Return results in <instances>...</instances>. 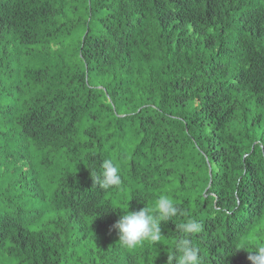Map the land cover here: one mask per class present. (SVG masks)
Instances as JSON below:
<instances>
[{
  "label": "trees",
  "instance_id": "16d2710c",
  "mask_svg": "<svg viewBox=\"0 0 264 264\" xmlns=\"http://www.w3.org/2000/svg\"><path fill=\"white\" fill-rule=\"evenodd\" d=\"M160 195L122 247L109 208ZM189 218L203 264L264 244V0H0V264H167Z\"/></svg>",
  "mask_w": 264,
  "mask_h": 264
},
{
  "label": "clouds",
  "instance_id": "9594fccd",
  "mask_svg": "<svg viewBox=\"0 0 264 264\" xmlns=\"http://www.w3.org/2000/svg\"><path fill=\"white\" fill-rule=\"evenodd\" d=\"M101 169L98 176L92 175L93 185L108 190L122 184L120 169L113 160L104 159ZM129 207L128 203L127 210H122L120 206L109 208L120 210L119 218L111 228L117 231L118 241L125 248H134L144 241L158 242L161 239L162 222L181 214L179 206L166 195L158 197L154 208L146 204L140 210L133 211L129 210ZM176 227L180 233V238L175 242V252L178 255L168 256L167 264H203L200 250L190 238L201 231L202 224L195 218H189ZM238 249L248 250V259L252 264H264V244L257 243L253 250H249L247 246Z\"/></svg>",
  "mask_w": 264,
  "mask_h": 264
},
{
  "label": "rangeland",
  "instance_id": "374dc122",
  "mask_svg": "<svg viewBox=\"0 0 264 264\" xmlns=\"http://www.w3.org/2000/svg\"><path fill=\"white\" fill-rule=\"evenodd\" d=\"M245 3H251L253 1H257V0H243ZM18 162H13V166L17 165L19 166L20 170H24L27 172V170L30 169L32 162H30V158L27 157V153L23 154V155H18L17 157ZM34 186V184H32V186L30 187V189ZM35 189H37V191L41 192L40 188H37V186H34ZM29 189V190H30ZM30 195V197L32 198L33 195L32 193H28ZM30 198V201L28 202V204H30V206H33V208H44V204L42 203L41 197L38 196L36 198H34L33 200Z\"/></svg>",
  "mask_w": 264,
  "mask_h": 264
}]
</instances>
